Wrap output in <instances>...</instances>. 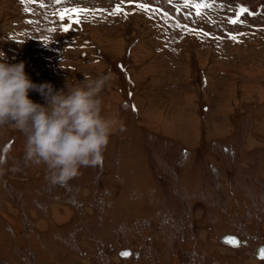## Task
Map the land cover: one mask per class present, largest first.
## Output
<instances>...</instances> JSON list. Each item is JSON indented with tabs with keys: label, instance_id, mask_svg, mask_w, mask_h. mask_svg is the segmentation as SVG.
<instances>
[{
	"label": "rangeland",
	"instance_id": "obj_1",
	"mask_svg": "<svg viewBox=\"0 0 264 264\" xmlns=\"http://www.w3.org/2000/svg\"><path fill=\"white\" fill-rule=\"evenodd\" d=\"M198 4L210 5L200 8L210 25L237 19L227 34L245 50L230 53L227 37L219 49L198 46L193 36L204 29L231 28L199 25ZM71 8L89 11L77 24L57 19ZM260 41L264 0H0V56L24 62L34 84L54 90L112 74L100 97L102 115L117 121L102 161L66 185L50 184L43 164H26L24 135L0 127V264H154L147 261L154 252L176 257L184 247L225 264H264L253 257L264 246V135L257 133L264 107L254 101L264 100ZM252 61L257 86H232L249 82L243 66ZM218 91L230 97L215 113ZM245 92L253 98L244 101ZM28 98L45 103L38 91ZM145 115L156 126L146 127ZM204 129L216 139L205 142ZM193 135L202 140L192 144ZM234 233L247 242L234 250L220 244ZM123 248H138L141 261L119 258Z\"/></svg>",
	"mask_w": 264,
	"mask_h": 264
},
{
	"label": "clouds",
	"instance_id": "obj_2",
	"mask_svg": "<svg viewBox=\"0 0 264 264\" xmlns=\"http://www.w3.org/2000/svg\"><path fill=\"white\" fill-rule=\"evenodd\" d=\"M0 61V127L24 135L25 163L43 164L52 185H66L81 168L99 164L117 124L102 115L100 97L112 74L85 75L80 85L66 81L63 89L54 90L47 83L34 84L24 62L9 64L3 56ZM30 91H38L45 103L30 100Z\"/></svg>",
	"mask_w": 264,
	"mask_h": 264
},
{
	"label": "crops",
	"instance_id": "obj_3",
	"mask_svg": "<svg viewBox=\"0 0 264 264\" xmlns=\"http://www.w3.org/2000/svg\"><path fill=\"white\" fill-rule=\"evenodd\" d=\"M186 7V9H187V5L185 6ZM201 11V20H200V22H198L199 23V25H203L205 22H207V24H208V27H209V25H210V21L209 20H207V16H206V11H205V9H200ZM187 11H188V9H187ZM232 20H237V19H230V20H224V21H217V20H213V21H211V27H213V29H214V31H215V33L217 32V31H219L220 29H222V28H225L226 26H230L231 28L230 29H228V30H226L225 31V33L224 34H218V35H213V34H209V35H198V36H193V35H190V36H188L185 40H190L189 41V43H190V45L189 46H191L192 44H193V39L194 38H196V39H194V40H196V42H199L200 44L198 45V46H201L202 48H208V49H211V50H213V49H219V48H221L218 44H220L219 42H221V43H225L224 42V39H225V37H227L226 38V40H227V43H228V46H227V50H228V47H229V51H230V53L231 52H233L231 49L232 48H234V47H236V46H238V47H241L240 45H241V43H240V41L237 39V37L235 36V35H233L232 33H229V34H227L228 32H232V28H233V26H235V23H231V21ZM206 24V23H205ZM246 27H250V24H247L246 23ZM186 29H187V27H185ZM189 28V27H188ZM190 32H191V30H189ZM204 31H205V33H208V31L206 30V29H204ZM203 31V32H204ZM227 34V35H226ZM194 38H193V37ZM231 37H235V39H232ZM192 42V43H191ZM195 42V43H196ZM256 42V41H255ZM255 42H249V44L250 43H255ZM259 42V41H258ZM260 42H264V41H260ZM209 43H211L212 45H208ZM245 43H247V42H245ZM226 44V43H225ZM224 44V45H225ZM226 46V45H225ZM245 47V46H244ZM242 48V47H241ZM243 50H245V48H242ZM243 50H241L240 52H238L237 54H241L242 53V51ZM237 51H234V53H236ZM219 55V53H217V56ZM43 56V55H42ZM229 58L230 59H232V57L231 56H229ZM249 58H252V57H249ZM250 65L248 66V67H244L243 66V70L245 69V68H248L246 71H248V73H250V78H248L247 80L249 81L248 83H246L245 82V79L243 80V81H240V83L238 84V80L237 79H233L232 80V86L233 85H236V86H243L244 84H247V86H248V84H250V86H257V85H255V84H253V83H251L250 82V80H251V77H257L260 73H261V75L262 76H264V69H259L260 71H259V73L257 74V76H255L254 75V73H252V71L254 70L253 69V66L252 65H254V62L252 61V63H249ZM252 64V65H251ZM250 67V68H249ZM235 77H237V75H234ZM260 81L261 82H263V80L261 79V78H258V80H257V82H258V84H260ZM262 84V83H261ZM232 86H226L228 89H230V91L228 90V89H226L225 88V90H223V93L227 90V91H229L230 93H231V97L233 96V95H235L236 93H235V90H234V88L232 87ZM255 92H256V90H254ZM217 93H219L220 95V97H218V98H214V99H211L212 101L211 102H216V104L218 103V105H217V111H215V113H218L219 112V110H220V108L222 107V106H224V101H226L227 99H229V97L230 96H228L226 99H225V97L221 94V92L220 91H218ZM250 93V92H249ZM247 94L248 93H246L245 92V94L243 93V97H245V98H243V100L245 101V100H250V99H252L253 98V95H251V94H249V96H247ZM157 95V94H156ZM247 98V99H246ZM141 100V99H140ZM142 100H144V99H142ZM206 101H209L208 99L206 100ZM255 101V103L257 104V105H262L263 107H264V100H263V98H261V99H259V101L258 100H254ZM146 102V101H145ZM144 102H142V104H143ZM148 103V102H147ZM249 103H251L250 101H249ZM39 104V103H38ZM208 105H209V103H208ZM255 105V104H254ZM145 106V105H144ZM264 109V108H263ZM152 111V110H151ZM264 111V110H263ZM226 113V111H222L221 112V114L222 115H224ZM146 116V115H145ZM146 117H150V116H146ZM224 117V116H223ZM148 119V122H146V124H144L146 127H148V126H150V127H154V125L156 126V124H157V121L156 120H154V116L153 117H150V118H147ZM227 120L224 118L223 119V121L222 122H226ZM200 123H202L203 121H199ZM263 123L259 126V128H258V130H257V133L258 134H260V135H264V120L262 121ZM184 132V131H183ZM183 132H180L181 134L183 133ZM221 132H223V130L221 131ZM193 133H194V131H193ZM195 134V133H194ZM163 137H165V136H168V135H172L171 136V139L173 140H176V141H178V136H176V135H173V134H161ZM197 135H199V133L197 132ZM211 135H213V136H211ZM216 135H218V133L217 132H215V134H211V132L208 130V129H204V132H203V135L202 136H200V137H202V138H204L203 140H205V142H211V141H214L216 138L215 137H217ZM194 137H190L191 139H193V141H192V144H194L195 143V140L196 141H199V140H202L199 136L198 137H196V135H193ZM169 137V136H168ZM170 138V137H169ZM186 146H188V147H190V145L189 144H185Z\"/></svg>",
	"mask_w": 264,
	"mask_h": 264
},
{
	"label": "flooded vegetation",
	"instance_id": "obj_4",
	"mask_svg": "<svg viewBox=\"0 0 264 264\" xmlns=\"http://www.w3.org/2000/svg\"><path fill=\"white\" fill-rule=\"evenodd\" d=\"M232 236H234L238 241H240V244H239V246H242L241 244H242V242H244V241H246V240H241L240 238H238L236 235H235V233L234 234H232ZM219 242H220V244H223V245H226V246H228L230 249H236L235 247H233L231 244H229V245H227V244H224V242L222 241V239H221V236H220V238H219ZM247 242V241H246ZM245 242V243H246ZM134 243H136L135 241H134ZM244 246V245H243ZM258 246H262L263 247V249H264V246L263 245H258ZM258 246L257 247H255V248H253V257H254V259H256V260H258V261H260V262H262V261H264V258H261V256H260V252L261 251H258L257 249H258ZM124 250H122V251H120L119 253H118V257L119 258H121V259H123L124 261L125 260H133V261H138V260H140L141 261V257H142V254L140 253V251H138V248H135V249H130V248H123ZM256 249V250H255ZM179 251L177 252L178 254H180V255H178V254H176V253H174V255L176 256V257H171V255L172 254H170V255H167L166 254V252H162L163 253V255L162 256H160V255H158V253H156V252H154V254H151L148 258H147V261L149 260V258L150 257H152L153 258V262H154V264H170V263H172V264H174L175 263V261H177L178 262V264H225V263H222L221 261H219V260H216V259H211V260H209V258H207V256H206V254L205 255H202V254H198V252H196L195 250H192L191 249V247L189 248V249H187V248H182L181 250L180 249H178ZM158 251H160V250H158ZM123 252H128V253H130V255H128V256H122L121 255V253H123ZM161 252V251H160ZM219 254H221V252L220 251H217ZM140 254V255H139ZM166 254V255H165ZM235 255L236 253H233L232 252V255ZM223 255V254H222ZM140 262H138L137 264H139ZM152 262H150V264H151ZM153 264V263H152ZM227 264V263H226ZM230 264V263H229ZM235 264H237V263H235Z\"/></svg>",
	"mask_w": 264,
	"mask_h": 264
},
{
	"label": "snow or ice",
	"instance_id": "obj_5",
	"mask_svg": "<svg viewBox=\"0 0 264 264\" xmlns=\"http://www.w3.org/2000/svg\"><path fill=\"white\" fill-rule=\"evenodd\" d=\"M33 2H35V0H33ZM61 0H56V3H60ZM41 6L43 7V4H41ZM138 7H140L141 9H146V5H143V4H140V5H137ZM210 5H207V4H198L196 5L197 9H200V8H204V7H209ZM27 10V9H26ZM89 10L88 9H83V8H71V9H64L58 13H55L57 19L59 21H65L67 22V20H71L72 21V24H77L79 23V18L81 16L82 13H86L88 12ZM247 11L246 9H241V12H245ZM121 12V9L119 7H117L114 12L112 14H118ZM199 14V12L197 13ZM238 21L237 20H232L231 23H237ZM28 23H32V21H28ZM69 25H67V23H65L64 26H62V29L63 31H68L69 30ZM49 31H56V29H49ZM205 35H207V33H205ZM232 39H235V37H231ZM225 243H228V244H231L233 247H238L240 242L234 238V237H229V238H226ZM122 256H128L130 255V253L128 252H123L121 253ZM260 256L261 258H264V249L261 250L260 252Z\"/></svg>",
	"mask_w": 264,
	"mask_h": 264
},
{
	"label": "bare ground",
	"instance_id": "obj_6",
	"mask_svg": "<svg viewBox=\"0 0 264 264\" xmlns=\"http://www.w3.org/2000/svg\"><path fill=\"white\" fill-rule=\"evenodd\" d=\"M188 1V0H187ZM111 40H109L108 39V43L110 42ZM114 42V41H113ZM104 43H106V42H104ZM112 44V43H111ZM111 47V46H110ZM250 49V48H249ZM114 53V52H113ZM120 53V52H119ZM256 62V61H255ZM153 65V64H152ZM253 66V65H252ZM154 67V66H153ZM250 68V67H249ZM154 69V68H153ZM152 69V70H153ZM156 69V68H155ZM143 70V69H142ZM143 72V71H142ZM162 73V72H161ZM152 76V75H151ZM152 80V79H151ZM153 81V80H152ZM226 235H228V234H226ZM231 237H232V235H230ZM224 237V236H223ZM223 237H221V239H223ZM263 249V247L262 246H258V251H261ZM256 250V249H255Z\"/></svg>",
	"mask_w": 264,
	"mask_h": 264
},
{
	"label": "water",
	"instance_id": "obj_7",
	"mask_svg": "<svg viewBox=\"0 0 264 264\" xmlns=\"http://www.w3.org/2000/svg\"><path fill=\"white\" fill-rule=\"evenodd\" d=\"M229 237H231V236H230V235H225V236L223 237L222 241L224 242L225 239H226V238H229ZM232 237H234V236H232ZM234 238H235V237H234Z\"/></svg>",
	"mask_w": 264,
	"mask_h": 264
}]
</instances>
